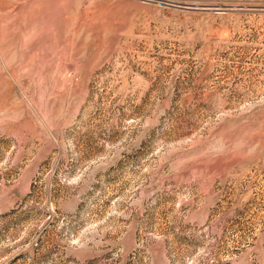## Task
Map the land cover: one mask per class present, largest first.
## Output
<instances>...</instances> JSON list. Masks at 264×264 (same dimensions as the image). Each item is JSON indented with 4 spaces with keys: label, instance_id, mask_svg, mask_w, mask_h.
I'll use <instances>...</instances> for the list:
<instances>
[{
    "label": "rangeland",
    "instance_id": "obj_1",
    "mask_svg": "<svg viewBox=\"0 0 264 264\" xmlns=\"http://www.w3.org/2000/svg\"><path fill=\"white\" fill-rule=\"evenodd\" d=\"M0 264H264V0H0Z\"/></svg>",
    "mask_w": 264,
    "mask_h": 264
}]
</instances>
